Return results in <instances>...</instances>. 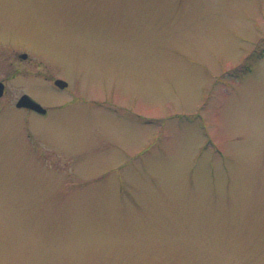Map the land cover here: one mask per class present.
<instances>
[{
    "label": "rangeland",
    "instance_id": "rangeland-1",
    "mask_svg": "<svg viewBox=\"0 0 264 264\" xmlns=\"http://www.w3.org/2000/svg\"><path fill=\"white\" fill-rule=\"evenodd\" d=\"M0 78V264H264V0H0Z\"/></svg>",
    "mask_w": 264,
    "mask_h": 264
},
{
    "label": "water",
    "instance_id": "water-1",
    "mask_svg": "<svg viewBox=\"0 0 264 264\" xmlns=\"http://www.w3.org/2000/svg\"><path fill=\"white\" fill-rule=\"evenodd\" d=\"M22 56L27 57V54L23 53ZM56 83L61 87H65L68 84V82L66 80L61 79V78L56 79ZM4 89H5V84L2 80H0V96L4 93ZM18 105L32 107V108L39 110V111H42V112L46 111L45 107H43L39 102L34 100L28 94H23L21 96V98L18 101Z\"/></svg>",
    "mask_w": 264,
    "mask_h": 264
},
{
    "label": "flooded vegetation",
    "instance_id": "flooded-vegetation-1",
    "mask_svg": "<svg viewBox=\"0 0 264 264\" xmlns=\"http://www.w3.org/2000/svg\"><path fill=\"white\" fill-rule=\"evenodd\" d=\"M26 51H23V52H21L20 54H19V56L21 57V58H23V56H22V54L23 53H25ZM24 59V58H23ZM2 79V78H1ZM3 80V79H2ZM4 82H5V80H3ZM5 84H6V82H5ZM5 88H6V85H5Z\"/></svg>",
    "mask_w": 264,
    "mask_h": 264
}]
</instances>
